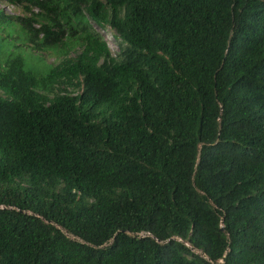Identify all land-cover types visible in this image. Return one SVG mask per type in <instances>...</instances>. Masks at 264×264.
<instances>
[{"label": "trees", "instance_id": "16d2710c", "mask_svg": "<svg viewBox=\"0 0 264 264\" xmlns=\"http://www.w3.org/2000/svg\"><path fill=\"white\" fill-rule=\"evenodd\" d=\"M8 1L0 264H264V0Z\"/></svg>", "mask_w": 264, "mask_h": 264}, {"label": "rangeland", "instance_id": "374dc122", "mask_svg": "<svg viewBox=\"0 0 264 264\" xmlns=\"http://www.w3.org/2000/svg\"><path fill=\"white\" fill-rule=\"evenodd\" d=\"M0 9L4 11V13L8 16H22L24 14L23 9L15 4H12L8 0H1L0 1ZM92 26V29L97 32L100 37L108 44V47L114 57L118 56L121 52V46H120V40L116 35V32L110 28L109 26L106 27H99L95 22L90 23ZM2 36L5 38V42L3 41V47L4 49H10L12 50L15 46L17 48L15 49L17 53H24V58L28 65H40L41 63H44V61L40 58L38 53H35L31 50V48L28 46V43L22 33L20 34H13L11 32H6L2 34ZM82 50V47L79 46L78 48L74 49L72 53L69 56H74L76 54H79ZM46 59L47 62L50 64L57 65L64 57V55H59L52 52H44L41 53ZM0 94H3L0 92Z\"/></svg>", "mask_w": 264, "mask_h": 264}, {"label": "clouds", "instance_id": "9594fccd", "mask_svg": "<svg viewBox=\"0 0 264 264\" xmlns=\"http://www.w3.org/2000/svg\"><path fill=\"white\" fill-rule=\"evenodd\" d=\"M37 12V10H35ZM15 16V15H14Z\"/></svg>", "mask_w": 264, "mask_h": 264}]
</instances>
